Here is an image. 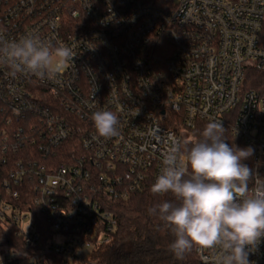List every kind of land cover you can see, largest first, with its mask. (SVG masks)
I'll list each match as a JSON object with an SVG mask.
<instances>
[{
	"label": "built area",
	"instance_id": "obj_1",
	"mask_svg": "<svg viewBox=\"0 0 264 264\" xmlns=\"http://www.w3.org/2000/svg\"><path fill=\"white\" fill-rule=\"evenodd\" d=\"M263 30L264 0H0V40L75 53L52 78L0 64V222L19 238L0 245V264L87 259L117 227L110 204L151 187L170 137L200 123L221 120L258 173L264 84L248 85L264 75ZM101 110L117 114L118 136L96 132ZM196 253L218 264L219 250ZM249 261L264 264V237Z\"/></svg>",
	"mask_w": 264,
	"mask_h": 264
},
{
	"label": "clouds",
	"instance_id": "obj_2",
	"mask_svg": "<svg viewBox=\"0 0 264 264\" xmlns=\"http://www.w3.org/2000/svg\"><path fill=\"white\" fill-rule=\"evenodd\" d=\"M74 55L68 46L34 35L0 40V64L9 66L12 75L28 72L52 78L53 61L59 67ZM91 120L100 137L120 134L118 116L112 111H96ZM226 131L221 120H210L199 139L170 137L173 146L151 185L152 194L171 193L175 198L157 204L149 213L174 236L169 249L177 259L197 246L219 250L218 264H250L249 253L264 237V179L243 163L254 149L230 146Z\"/></svg>",
	"mask_w": 264,
	"mask_h": 264
},
{
	"label": "trees",
	"instance_id": "obj_3",
	"mask_svg": "<svg viewBox=\"0 0 264 264\" xmlns=\"http://www.w3.org/2000/svg\"><path fill=\"white\" fill-rule=\"evenodd\" d=\"M152 1L160 6L166 3V0ZM262 38L264 40V30ZM250 83L248 85L250 89H259L264 84V75L252 74ZM205 125L206 123H200L195 129L184 131L181 134V141H192L201 138L200 134ZM225 137L230 146L248 147L244 141L235 137L228 130ZM243 163L254 170V154ZM258 175L260 179H264V158L258 165ZM150 188V186L144 185L130 198L110 204V210L117 220V227L109 242L77 264H200L196 253L197 246H194L182 260L177 259L170 251L169 245L174 236L163 226L157 216L149 213V209L164 201H174L175 198L171 193L154 195L151 193ZM39 219L44 223L42 218ZM44 232L42 234L45 237H43L41 243L46 244L45 238L48 235V227L45 226ZM8 242L12 245H18L19 238L15 237L13 231L6 230L0 222V245ZM26 250L29 251L31 248L27 247ZM39 264H63V262L61 257L51 254L45 255Z\"/></svg>",
	"mask_w": 264,
	"mask_h": 264
},
{
	"label": "rangeland",
	"instance_id": "obj_4",
	"mask_svg": "<svg viewBox=\"0 0 264 264\" xmlns=\"http://www.w3.org/2000/svg\"><path fill=\"white\" fill-rule=\"evenodd\" d=\"M176 1H179V0H176ZM183 133H184V131L181 132V134H183ZM91 254H92V249H89V250H87V251L84 252V256L85 257H90Z\"/></svg>",
	"mask_w": 264,
	"mask_h": 264
}]
</instances>
